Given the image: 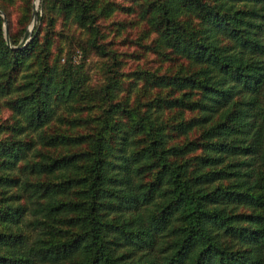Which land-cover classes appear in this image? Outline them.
I'll use <instances>...</instances> for the list:
<instances>
[{
    "label": "trees",
    "instance_id": "16d2710c",
    "mask_svg": "<svg viewBox=\"0 0 264 264\" xmlns=\"http://www.w3.org/2000/svg\"><path fill=\"white\" fill-rule=\"evenodd\" d=\"M42 7L18 49L0 15V264H264V0ZM135 27L159 65L124 71Z\"/></svg>",
    "mask_w": 264,
    "mask_h": 264
},
{
    "label": "rangeland",
    "instance_id": "374dc122",
    "mask_svg": "<svg viewBox=\"0 0 264 264\" xmlns=\"http://www.w3.org/2000/svg\"><path fill=\"white\" fill-rule=\"evenodd\" d=\"M28 4H32L31 16L27 10ZM42 5H43V0H0V11L6 17V21H5L3 14L0 13V15L4 18L5 21L4 22L5 35L7 38V34H6V28H7L8 36H9L8 39L12 43V46H16V45L13 44L11 33L16 35L17 38L18 37L20 38L21 29L23 27H26L27 30L30 29L33 24L34 11L36 10L37 21L33 29L34 32L35 27L39 21V15L44 13V9ZM5 10L8 13L9 17L7 16ZM120 15L121 17H125V18H131L134 16V15L127 16L124 15L123 13H121ZM66 22L68 25L66 24L63 28L60 26L61 22H59L58 25L55 27L53 33L51 34L52 38L55 41V44L53 45V50L55 54H61L60 50L62 51L63 49V53H62V61H63V59L67 57L65 56L67 50L70 51V53H72L71 57L73 58L74 63L82 62L84 64L85 70L88 74L89 81L91 82L92 85L100 86L104 84L106 82V74H107L106 63L108 60L100 57L95 52H89L88 54H85L82 52V50L80 51L78 48H76L75 44L70 47L69 43L66 41L67 36L78 37L79 39H81V37L82 38L85 37V34L84 32H82L83 30L78 28L76 24H72L71 20H66ZM134 30L135 32H133L132 36L130 37L124 39L120 37L115 38L118 45L117 50L119 53H121V58L124 62V66H123L124 68L122 69L124 71H129L132 67H137V66L146 67L147 65L151 67V66L159 65V60H157V57L154 54H151L149 52L147 53L140 44V43L142 44L149 43L151 40L154 39L155 35H151L149 37L147 36L146 39L137 41L136 39L137 36L135 35V33L137 31H140L141 29L135 27ZM46 31H48L47 28H45V32ZM24 35L21 38L20 42L23 40ZM9 46L11 45L9 44ZM4 100L5 99H0V105H2L0 107V119L7 117L8 114L10 113V110L7 109L5 105H3Z\"/></svg>",
    "mask_w": 264,
    "mask_h": 264
},
{
    "label": "water",
    "instance_id": "95a60500",
    "mask_svg": "<svg viewBox=\"0 0 264 264\" xmlns=\"http://www.w3.org/2000/svg\"><path fill=\"white\" fill-rule=\"evenodd\" d=\"M0 13H2V12L0 11ZM3 16H4V14H3ZM4 18H5V21H6V17L5 16H4ZM36 21H37V12L35 10L34 11V18H33L32 27L26 31L23 40L17 46H12V43L8 39V37H9L8 36V29L6 28L7 40H8V42L11 45L12 48H16V49L23 48V47H25L28 44V42H29V40L31 38V34L33 32V29H34V26H35Z\"/></svg>",
    "mask_w": 264,
    "mask_h": 264
}]
</instances>
